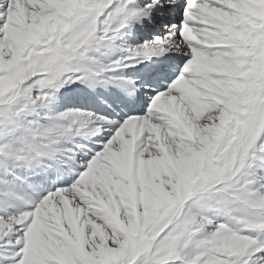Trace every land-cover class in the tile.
Returning <instances> with one entry per match:
<instances>
[{
  "label": "snow or ice",
  "instance_id": "1",
  "mask_svg": "<svg viewBox=\"0 0 264 264\" xmlns=\"http://www.w3.org/2000/svg\"><path fill=\"white\" fill-rule=\"evenodd\" d=\"M0 264H264V0H0Z\"/></svg>",
  "mask_w": 264,
  "mask_h": 264
}]
</instances>
